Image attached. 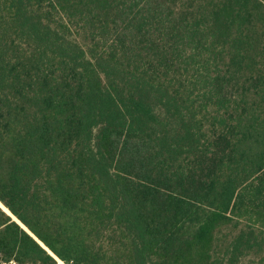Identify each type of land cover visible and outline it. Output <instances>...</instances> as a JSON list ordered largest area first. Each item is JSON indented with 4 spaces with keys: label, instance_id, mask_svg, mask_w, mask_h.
I'll use <instances>...</instances> for the list:
<instances>
[{
    "label": "trees",
    "instance_id": "1",
    "mask_svg": "<svg viewBox=\"0 0 264 264\" xmlns=\"http://www.w3.org/2000/svg\"><path fill=\"white\" fill-rule=\"evenodd\" d=\"M0 204V264H264V0H0Z\"/></svg>",
    "mask_w": 264,
    "mask_h": 264
},
{
    "label": "water",
    "instance_id": "2",
    "mask_svg": "<svg viewBox=\"0 0 264 264\" xmlns=\"http://www.w3.org/2000/svg\"><path fill=\"white\" fill-rule=\"evenodd\" d=\"M0 206L3 208V209H5L6 211H7V209L6 208H4V206L2 205V204H0ZM24 227V226H23ZM26 229V228H25Z\"/></svg>",
    "mask_w": 264,
    "mask_h": 264
},
{
    "label": "bare ground",
    "instance_id": "3",
    "mask_svg": "<svg viewBox=\"0 0 264 264\" xmlns=\"http://www.w3.org/2000/svg\"><path fill=\"white\" fill-rule=\"evenodd\" d=\"M61 262V261H60ZM62 263V262H61Z\"/></svg>",
    "mask_w": 264,
    "mask_h": 264
}]
</instances>
